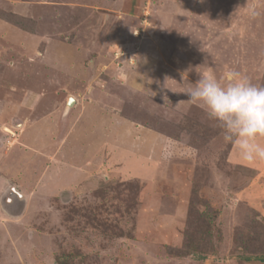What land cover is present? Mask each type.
<instances>
[{
  "label": "rangeland",
  "instance_id": "374dc122",
  "mask_svg": "<svg viewBox=\"0 0 264 264\" xmlns=\"http://www.w3.org/2000/svg\"><path fill=\"white\" fill-rule=\"evenodd\" d=\"M229 69L264 0H0V264H264V161L187 101Z\"/></svg>",
  "mask_w": 264,
  "mask_h": 264
},
{
  "label": "clouds",
  "instance_id": "9594fccd",
  "mask_svg": "<svg viewBox=\"0 0 264 264\" xmlns=\"http://www.w3.org/2000/svg\"><path fill=\"white\" fill-rule=\"evenodd\" d=\"M187 94V101L205 111L243 161H264V86L229 69L222 78L202 75Z\"/></svg>",
  "mask_w": 264,
  "mask_h": 264
},
{
  "label": "water",
  "instance_id": "95a60500",
  "mask_svg": "<svg viewBox=\"0 0 264 264\" xmlns=\"http://www.w3.org/2000/svg\"><path fill=\"white\" fill-rule=\"evenodd\" d=\"M74 102V99L72 97H69V100L67 102V105H71Z\"/></svg>",
  "mask_w": 264,
  "mask_h": 264
},
{
  "label": "trees",
  "instance_id": "16d2710c",
  "mask_svg": "<svg viewBox=\"0 0 264 264\" xmlns=\"http://www.w3.org/2000/svg\"><path fill=\"white\" fill-rule=\"evenodd\" d=\"M246 259H247V260H251L252 258H251V257H246ZM256 259H258V260H264V257H258V258H256Z\"/></svg>",
  "mask_w": 264,
  "mask_h": 264
},
{
  "label": "bare ground",
  "instance_id": "6f19581e",
  "mask_svg": "<svg viewBox=\"0 0 264 264\" xmlns=\"http://www.w3.org/2000/svg\"><path fill=\"white\" fill-rule=\"evenodd\" d=\"M70 106V105H69Z\"/></svg>",
  "mask_w": 264,
  "mask_h": 264
}]
</instances>
